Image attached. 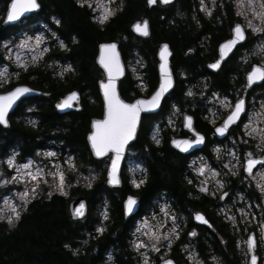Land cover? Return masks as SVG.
Segmentation results:
<instances>
[{
    "label": "trees",
    "instance_id": "16d2710c",
    "mask_svg": "<svg viewBox=\"0 0 264 264\" xmlns=\"http://www.w3.org/2000/svg\"><path fill=\"white\" fill-rule=\"evenodd\" d=\"M7 1L0 0V9L4 10ZM176 1L178 3L179 0ZM39 2V16L49 23L51 16L60 21L59 24L52 23V26L65 41L66 49L52 50L43 64L29 68L16 82L0 88L3 91L12 84L26 83L47 94L28 99L29 104L35 105L31 113L37 118L36 126L24 118L16 119V116L24 114V103H21L10 116V127L7 130L0 127V155L5 154L9 146L16 144L19 147V158H22L42 147L43 139L57 138L76 154L79 163H95L89 155L85 134L89 118L101 114V101L96 88L101 72L94 62L98 43L117 41L124 62L131 55V50L136 49L150 68L155 66L156 45L166 41L172 50L171 67L174 68L179 65L187 66L185 49L189 46V37L174 29L171 21L173 15L164 12L161 7L147 9L145 0H124L117 13L102 25L92 19L93 14L86 5L81 7L76 0ZM181 2L180 9L184 10L187 0ZM144 13L150 22L149 39L138 38L129 30L130 24ZM175 20L180 23L184 21ZM17 27L18 25L5 28L0 26V43ZM121 35L127 37L126 45L121 44ZM72 38L75 40L72 41ZM49 57L70 61L73 71L64 78L55 75L47 64ZM195 59L198 60L197 57ZM4 62L0 51V64ZM125 83L122 79L119 87L122 96ZM87 85L93 90L97 99L95 102L82 96L81 111L67 114L55 111L53 103L56 99L71 89L83 92ZM164 149L161 153L168 157L174 156L157 158L151 163L146 182L138 190L129 188L125 178L118 191L107 189L102 180L95 182L89 189L73 188L72 196L82 194L89 204L88 213L81 220L69 218L70 198L63 195H43L30 200L19 219L12 224L0 221V264H102L107 249L113 242L131 239L132 218L125 220L122 214V200L126 193L140 197L139 213L161 190L168 191L179 208L183 209L188 205L195 210L204 211V203L212 198L193 195L192 186L182 182L180 178L184 157L170 149ZM103 193L110 201L109 218L104 223V231L97 233L94 226L100 218L99 210L103 200L97 195L106 196Z\"/></svg>",
    "mask_w": 264,
    "mask_h": 264
},
{
    "label": "flooded vegetation",
    "instance_id": "af4514ba",
    "mask_svg": "<svg viewBox=\"0 0 264 264\" xmlns=\"http://www.w3.org/2000/svg\"><path fill=\"white\" fill-rule=\"evenodd\" d=\"M205 5L212 9L211 15H207L200 9V0H187L186 3V22L189 25L187 31L191 36L189 46L185 49L187 66L181 65L172 67L174 74V89L169 96L164 98L162 107L156 113H147L141 115L139 130L135 139L127 148L126 157L121 172L122 180L126 179L129 188L138 190L149 175L150 164L157 158L169 157L161 153L165 151L164 147L170 149L184 157L185 162L198 155H203L207 160L213 159L215 152L229 148H240L242 154L240 158V170H242L245 161V153L251 149L258 148L259 137L245 135L244 124L248 120V113H255L261 110L264 104V81L246 86V73L251 70L252 65H261L264 62V52H261L256 46L264 42V33H253L246 26L245 16L240 12H246L233 6L234 0H225L221 4L219 0H204ZM251 18V12L247 13ZM226 17H230L226 34L213 47L210 53H207L210 37L214 33L216 26L223 24ZM236 23L244 26L246 38L240 41L221 62V66L215 70H210L208 65L218 58V45L232 37V28ZM264 27V25H262ZM187 37H189L186 34ZM191 49L192 51H189ZM198 58V60L195 59ZM144 62V59H143ZM181 72L184 75H181ZM141 77L135 78L128 70L125 77L123 98L131 101L136 96L147 97L154 89L157 83L156 64L154 67H148L145 63L140 69ZM141 81L146 85L144 92L138 91L137 87ZM133 90L131 93L130 91ZM191 91L192 95H186ZM227 98L226 103L234 104L238 98L246 101V111L240 116L239 120L229 128L227 134L218 138L215 133V126L220 124L227 115L228 109L221 106L219 101ZM164 104V106H163ZM173 105L178 108L177 131L163 130L159 133L160 143L155 142L156 130L165 126V115L170 113ZM186 113L193 119L195 131L205 137L202 146L194 149L188 154H180L170 146V140L173 138L195 139L191 132L184 131L182 128V115ZM150 117V118H145ZM256 117H253L254 122ZM210 121H214L211 123ZM256 126H259L256 124ZM155 135V138H154ZM247 141V142H245ZM161 154V155H160ZM253 157H264V151L253 152ZM130 159L141 162L146 168L144 183L135 187L129 181L127 164ZM205 174L208 167L203 163ZM264 165H258L253 173ZM200 167V168H201ZM197 174H201L197 171ZM181 181L192 186L194 195L195 181L189 173L186 179L180 175ZM191 181V183H189ZM169 195L170 193L167 192ZM126 193L124 195L127 196ZM168 195V196H169ZM205 195V194H201ZM139 198L138 195H134ZM212 199L204 203V211L191 212L188 207L189 228H196L199 233L194 240L187 239L186 231L172 240L168 248L165 246L157 247L158 251H149L144 248H132L129 246L130 240L115 241L107 249V253L112 251L113 259L110 264H140L144 257L142 253H147L148 258L152 259L151 264H159L164 259H171L175 264H181L189 261V253L194 255L193 260H200L205 264H249L251 254L258 257L259 264L264 261V241L261 239V232L256 221L247 220L246 223L231 224L222 208L232 204L231 197H225L223 200L216 195H206ZM249 197L251 195H248ZM201 213L211 224V227L204 223H196L193 220L194 213ZM191 219V220H190ZM253 233L255 238V247L252 253L247 250L245 241ZM186 252V253H185ZM140 256V257H139Z\"/></svg>",
    "mask_w": 264,
    "mask_h": 264
},
{
    "label": "snow or ice",
    "instance_id": "6c2138e0",
    "mask_svg": "<svg viewBox=\"0 0 264 264\" xmlns=\"http://www.w3.org/2000/svg\"><path fill=\"white\" fill-rule=\"evenodd\" d=\"M76 2L81 7L87 5L90 9H92L93 12H97V9L99 8V4L96 7H93L92 0H76ZM147 2L149 5H153L157 2L160 4H168L170 3V0H147ZM102 3H106L109 6L100 10L99 15L93 16V19L101 24H103L109 19V17L115 14V10L110 6L111 0H102ZM236 4L238 8L247 9L246 12H240L241 15L245 16L246 26L250 28L253 33H264V27H262V25H264V0H236ZM39 7L40 5L37 3V0H11L6 13V19L8 21H14L21 15V13L32 9H37ZM200 9L207 15H211L212 9L205 5L204 0H200ZM248 12H251V18L248 17ZM53 19L56 24L60 23V21L56 20L55 17H53ZM134 30L139 32L141 35H148L146 23L143 25H134ZM53 35H55V33H53ZM245 38L246 33L244 26H242L240 23H236L232 28V37L219 45V57L214 62L210 63L208 67L213 70L219 68L221 66V61H223L229 52L232 51L233 47L238 42L245 40ZM31 40H33L32 37L22 39L19 45L16 47L17 49H35L37 54L32 55V61L35 63L38 59V56L42 55V52L40 51V45L42 41L40 36H36L32 44L29 43ZM3 43L7 52L9 53V56H5V59H9L12 55V49L7 47V41H4ZM60 46L61 48L65 47L63 41L60 42ZM167 47V45H164L160 51V79L156 89L152 92L151 96L147 98H137L129 103L122 100L117 94L116 90V77L121 74L119 58L115 52L116 45L114 43L100 45L101 55L99 57V63L102 65L107 74V80L100 82V88L104 97V114L102 119H95L92 121V131L88 135V141L90 142L91 148L97 157L104 156L106 153H111V164L108 170V183L110 184H118L120 182L116 175L118 163L120 157L124 153L125 145H127L128 142L136 135L137 124L141 120V113H151L158 106H160L161 99L164 97V94L173 87L172 76L168 70L166 62L165 53L167 52ZM256 48L261 52H264V42L259 43ZM106 49L108 50L107 54L105 53ZM47 50V48H44L43 52H46ZM189 51L192 50L189 49ZM14 59L18 67L25 69L27 68V64L21 59L20 55H16ZM70 69L71 65L63 66L59 75L63 76V73L65 71H69ZM16 75H18V73H10L6 65L0 66V84L9 83V77ZM245 79L246 86L252 85L256 81H264V62H262L261 65H252L251 70L246 73ZM141 85L143 86L142 81ZM32 91L33 89L27 86L18 85L12 88L11 91L0 93V125H8V119L6 118L8 110L12 108L13 104L16 103L17 100L23 97L26 93H30ZM186 95H192L191 91H188ZM77 100L78 93L76 91H72L59 103H57L56 107L58 109H65L73 106L79 107L78 103L73 105V102ZM226 100L227 98H224L219 101L222 107L228 109V113L223 118L222 122L215 126V133L219 135H224L226 131L229 130L230 125L236 123L237 119L240 117V114L246 111L245 99L238 98L234 104L226 103ZM173 107H175V105H173ZM253 117L257 118L255 122ZM210 122L214 123V121ZM29 123H32L33 126H35L34 121H29ZM256 124L259 126H256ZM183 126L193 133L195 139L173 138L171 140V144L174 147L178 148L180 151H187L188 148L198 145L204 141L205 137L199 132L195 131L191 116L185 115ZM244 128L245 135L252 136L254 139L259 137L258 146L264 145V104L261 105V110L259 112L248 113V120L245 122ZM155 142L159 144L160 140L155 138ZM55 155L56 153L53 152L45 153V156L47 157H54ZM229 155L231 156L233 154L229 153ZM244 155L245 161L243 170L250 175L253 173L254 166L257 164L264 165V157L253 158V155L250 152H246ZM15 157L16 153L13 152L12 155L8 156L4 161L9 169H13V172L10 177L0 179V186L12 183L22 185V190H14V194L24 206L28 204L30 196L35 198L37 189L40 187L41 183H49V177L52 178V186L57 188L61 194H66L64 192L66 173L64 170H62V166L58 161L50 160L49 163L51 164V168L46 170L40 166L33 167V165L36 164V161L33 159H28L23 163H18ZM64 164L73 171L75 170V164L71 157H68L64 161ZM224 166L231 167V165L227 163ZM197 171L202 174L204 167L202 166L201 168L197 169ZM210 171L211 175L215 177V170ZM232 174L235 175L236 173L233 172ZM259 176L260 183H258L256 186L261 190L262 193H264V169L260 171ZM215 182L221 187L223 186L222 181L216 180ZM132 183L135 187H139V185L143 184L144 181L133 180ZM189 183H191V181H189ZM200 191L207 192L208 189L206 186H204L200 188ZM227 195L228 193H222L220 195V199L223 200ZM49 196H51V191L49 192ZM4 203L9 209V214L7 217H5L3 210L0 209V220L6 218L7 222L12 224L13 218L19 219L20 213L17 209L20 207V205L13 203L9 197H4ZM135 204V197L129 196L124 202V214L128 215V213L133 210ZM84 207V203L80 202L79 205L73 208V215L76 217L83 216ZM166 207L167 206L162 207L161 212L164 213L165 216H168L167 211H165ZM220 211H224V209H221ZM239 211L242 214L244 213V209H239ZM103 215L104 218L107 219V214L104 213ZM194 218L211 227V224L203 214L197 212L195 213ZM227 219L233 220L234 218L228 216ZM163 227V223L153 226L147 221H144L140 226H138L137 231L139 232L141 229L145 230L143 234L148 238V243H145L141 240H135L133 247L137 249L144 248L147 250L150 245L153 251H158L159 249L157 248V243L161 241V238L166 240L170 246L172 241L169 238V231H159V229ZM261 229L264 231V224L261 225ZM96 231L97 233H100L104 231V229L102 227H97ZM171 234L178 235L175 227L171 229ZM195 234V230L188 233L189 236H194ZM245 243L247 245L248 252L252 253L255 247L254 236L250 234ZM65 247H67V245H65ZM142 255L144 254L142 253ZM189 259H192V253H189ZM143 264H148L147 256H144ZM162 264H174V262L170 259H164L162 260ZM196 264H201V262L197 260ZM250 264H257V257L254 254L250 257Z\"/></svg>",
    "mask_w": 264,
    "mask_h": 264
},
{
    "label": "rangeland",
    "instance_id": "374dc122",
    "mask_svg": "<svg viewBox=\"0 0 264 264\" xmlns=\"http://www.w3.org/2000/svg\"><path fill=\"white\" fill-rule=\"evenodd\" d=\"M223 1L225 0H219L220 4ZM92 4L93 7H96L99 4V8L97 9V12H93L92 9H90L86 5L91 10L93 16L99 15L100 10L109 6L106 3H102V0H92ZM123 4H124V0H111L110 6L115 10V14H116L117 10H119V8H121ZM180 6H182L181 0H179L178 3L177 1H175L170 5L164 6L163 9L164 12L174 16V18H171V21L177 33L181 34L182 32L187 34L189 36L188 40H190L192 35H190L187 32L189 30V25L186 22V16H187L186 8H184L183 10L180 9ZM233 6L235 8H238L236 4V0H234ZM240 9L242 11L245 10V8H240ZM3 13L4 10H2L1 8L0 18L3 15ZM114 15H112L111 17H113ZM53 17L55 16H51L49 23L46 22L41 16L36 15L32 19H29L31 20V23H28L29 20L20 23L16 29L10 31L8 36L1 41L0 48L5 62L1 63L0 66L6 65L10 73H18V75L10 76L9 83L0 84V88H3L11 83L16 82L20 77V75L26 72L29 68L40 66L41 64H43L52 50L66 49L65 41L62 40L61 37L57 36L58 33L55 31V29L52 26V23L56 24ZM111 17H109V19ZM55 19L58 20L57 17H55ZM175 19H181L184 21L183 23H180ZM108 20H106L104 23H106ZM229 20L230 17H226L223 24H220L215 27L214 33L210 37V44L207 53H210L213 50V47L216 46V43L222 37L225 36L227 26L229 24ZM94 21L97 24L102 25L96 20ZM53 33H55V35H53ZM36 36L41 37L42 43L40 45V51L42 52V55H39L37 61L33 63L32 55L37 54L36 50L35 49L30 50L29 48L17 49L16 46L19 45L22 39H27L28 37L33 38V40L29 41V43L32 44ZM121 36H122L121 44L126 45L125 42L127 40V37L125 35H121ZM73 40L75 39L72 38V41ZM4 41H7L8 42L7 47L12 49V55L9 59H5V56H9V53L7 52L4 46L3 43ZM61 41H63L65 45V47L63 48H61L60 46ZM44 48H47L48 50L46 52H43ZM16 55H20L21 59L25 61V63L27 64L26 69L20 68L16 65L14 59ZM144 63L145 61L143 62V59L139 54V52L136 49H132L131 55L128 56L125 65L127 67V70H129L135 78H138L141 77L140 69L143 68ZM47 64L54 71L55 75H58L62 78H64L66 74L73 71V66L68 60H61L58 58L49 57ZM65 65H71V69L69 71H65L63 73V76H61L59 75V73L61 72L63 66ZM181 66L185 67L183 65ZM98 70L101 72L99 68ZM181 75L183 76L184 73L181 72ZM100 78H103L102 73ZM120 83H119V87H120ZM146 88L147 87L144 83L143 86L141 85V83H139L137 87L138 91L141 92H144ZM130 92L132 93L133 90H131ZM81 93L82 96H85L87 99H89L90 102H95L97 100L93 93L92 88L89 85H87L86 88ZM22 108L24 114L20 116H16V119L19 120L20 118H24L27 122L34 121L36 126L37 118L33 113H31V111L35 108V105L29 104L26 101ZM177 117H178V108L173 107L171 112L165 115L164 120L166 125L161 126L159 130H156V138L159 137V133H161V131L163 130L168 129L171 131H177L178 130ZM42 144H43L42 147L36 148L33 151V153H31L30 155H25L22 158H19V147L16 144L9 146L6 149V153L0 155V179H5L11 176L13 169H9L4 161L8 156L12 155V153L15 152L16 153L15 159L18 163H23L28 159H33L36 161V164H34L33 167L40 166L47 170L51 168V164L49 163V161L56 160L61 164L62 170H64L66 173L65 184H64V192L66 194H61L57 188L53 187L52 178L49 177L48 184H44V183L40 184V187L37 189V194L35 198L43 195L49 196V192L51 191V195H63L64 197L71 199L74 196H76V195L72 196L73 188L77 187L79 190H83V189L91 188L95 182H98L100 180H102L103 183V173H104V169H106L108 158H105L100 161H96L95 163L91 162V164L85 162L79 163L76 154L72 153L70 151V148L64 145L63 141L57 138L43 139ZM261 149L262 151H264V145H259L258 148H255L254 150L249 149L247 152L250 153L260 152ZM47 152H53L56 153V155L54 157H47L45 156V153ZM229 153H232L233 155L230 156ZM241 154H242V149L233 147L215 152L212 160L211 159L207 160L203 155H198L184 163L183 168L180 170V174L183 176L184 179L188 177L189 173H191V175L194 177V181H195V188L193 187L195 191L194 195H201V194L216 195L217 198H220V195L222 193H228L226 197L229 196L231 197L232 204L222 208L224 209V211L222 212L224 213L226 218L228 216L234 218L233 220L228 219V221L231 224L246 223L247 220L250 219L251 221H256L257 226H259L260 223L264 224V193H262L261 190L257 188L256 185L260 183L259 173L262 169H264V166L258 169L255 173H252L251 175L244 174L243 171L240 170ZM68 157H71L75 164L74 171L64 164V161ZM203 163L206 165V167H208L207 172L205 174H203L204 172L202 174H197V169H199ZM226 163L230 164L231 167H225L224 165ZM210 170H215L216 172L215 177L211 175ZM127 172L129 175V181L131 183L133 180L136 181L144 180L146 176L145 175L146 168L141 164L140 161L135 159H130L128 161ZM233 172H235L236 174L233 175L232 174ZM216 180L222 181L223 186L221 187L220 185L216 184L215 182ZM204 186L207 187L208 189L207 192L200 191V188ZM22 188H23L22 185L16 183L5 184L3 186H0V209L3 210V214L5 217H7V215L9 214V209L4 203V197H9L13 203L20 205V207L17 209L20 215L26 209V206H24L22 202L19 201L14 194V190L19 191L22 190ZM167 192L168 191L166 190H161L158 193H156L155 196L150 200L149 204L142 210V212L138 215H135L132 218L131 239L129 243L130 247L134 248L133 244L135 240H141L144 241L145 243H148V238L143 234L145 230L141 229V231L139 232L137 231L138 226H140L144 221H147L150 225L153 226L159 223H163L164 227L159 229V231L160 232L169 231L170 233L169 238L171 239V241L177 239L181 234H182L181 237L184 236V232L188 227L189 216H190L188 213V205H186L183 209L179 208L177 202L173 200L172 197L168 196L169 194ZM103 195L106 194L103 193ZM248 195L251 196L249 197ZM97 196L99 198L102 197L103 200L99 210L100 218L95 223L94 226L95 231L97 227H102L104 229V223L107 219L104 218L103 214L106 213L107 218H109V207H110V201L107 195L102 196V194H98ZM32 199L34 198L30 196L29 201ZM164 206H167L165 208V211H167L168 216H165L164 213L161 212V208ZM239 209H244V213L242 214L239 211ZM189 210L191 212L199 211L193 208H190ZM16 220L17 219L13 218V222ZM0 221L7 222L6 218ZM173 227H175L178 235L171 234V229ZM193 230H195L196 234L194 236H189L188 233L192 232ZM198 233H199L198 229L189 228L186 231L187 239L190 240L196 239ZM159 246H165L164 248L169 247L167 241L164 240L163 238H161V241L157 243V247ZM147 250L152 251L150 245L147 248ZM143 254L144 255L141 254L143 257L147 256L148 258L147 253H143ZM193 256L194 255H192V257ZM111 259H113V253L112 251H109L107 253L106 261L103 264H110ZM196 261L197 259L193 260L192 258L191 260L187 262H183L181 264H196ZM151 262L152 259L148 258V264H151ZM200 262L201 264H205L202 261ZM140 264H143V260L141 261ZM261 264H264V261L263 263L261 262Z\"/></svg>",
    "mask_w": 264,
    "mask_h": 264
},
{
    "label": "water",
    "instance_id": "95a60500",
    "mask_svg": "<svg viewBox=\"0 0 264 264\" xmlns=\"http://www.w3.org/2000/svg\"><path fill=\"white\" fill-rule=\"evenodd\" d=\"M174 1H175V0H170V3H168V4H172ZM10 3H11V0H9V1L7 2V4H6V9H5V12H4V15H3V18H2V20H1V22H0L1 27H7V26L14 25V24H16L17 22H19L21 19H23L24 17L29 16L31 13H36V12H39V11H40V7L37 8V9L28 10V11H26V12L21 13V15H20L16 20H14V21H8V20L6 19V13H7V10H8V7H9ZM37 3L40 5V3L38 2V0H37ZM156 4H160V3L157 2V3H154L153 5H149L148 2H147V0H146V7H147V9H150L152 6H155ZM168 4H160V5H168ZM145 23L147 24V29H148V35H147V36H145V35H141L139 32H137V31L134 30V25H136V24H141V25H143V24H145ZM129 29H130V31H131L135 36H137V37H140V38H143V39H148V38H150V35H151V28H150V22H149V19H148V17L146 16V14H142L138 19L134 20V21L130 24ZM228 40H229V39H228ZM226 41H227V40L221 42L220 44H222V43H224V42H226ZM112 43H114V44L116 45L115 52H116V54L118 55L119 63H120V67H121V74L118 75V76L116 77V90H117V94L120 96V98H121L122 100H124L125 102H128V101H126V100L121 96L120 91H119V87H118L119 80L122 79V78L125 76V74H126L125 66H124V63H123V61H122V57H121V53H120V48H119V44H118V42H116V41H105V42L98 43V45H97V50H98V51H97V55H96V58H95V62H96V65L102 70V72H103V74H104V76H105L104 79L97 80V82H96L97 92H98V94H99V96H100V98H101L102 112H101V116H99V117L92 116V117L89 118V122H88V131H87V133L85 134V142H86V144H87V147H88V149H89V152H90L92 158H94V159L102 160L103 158H105L106 156H108V155L110 154L109 162H108V165H107L106 170H105V173H104L105 185H106V187H107L109 190H119V189L122 187L121 169H122V166H123V162H124V158H125V155H126L127 147H128V146L130 145V143L135 139V137H136V135H137V132H138V130H139L140 121H139L138 124H137L136 135L134 136V138H133L132 140H130V141L128 142L127 145H125L124 153H123V155L120 157V160H119V163H118V168H117V173H116L117 178H118L119 181H120L118 184H110V183H108V170H109V167H110V164H111V153H106L104 156L97 157V156L94 154V152H93V150H92V148H91L90 142L88 141V135H89V133L92 131V127H91L92 121L95 120V119H102V118H103V114H104V97H103V92H102V90H101V88H100V82H101V81H106V80H107V74H106L104 68L102 67V65L99 63V57H100V55H101L100 45H101V44H112ZM220 44H219V45H220ZM164 45H167V46H168V47H167V52L165 53V55H166V62H167L168 70H169V72L171 73V76H172L173 87L170 88V89L168 90V92H166V93L164 94V97H162V99H161L160 106H158V107H157L155 110H153L151 113H156V112H158V111L160 110V108L162 107V103H163L164 98H165L166 96H168V94H170V93L172 92V90L174 89V74H173V70H172L171 62H170V58H171V53H172V52H171V49H170V45H169L166 41H162V42H159V43L156 45V52H155V55H156V59H157L156 68H157L158 82H157L155 88L153 89V91H154V90L156 89V87L158 86L159 79H160V68H159V65H160V63H161V59H160V51H161V48H162ZM219 45H218V54H219ZM233 48H234V47H233ZM107 52H108V50L106 49V50H105V53L107 54ZM225 58H226V57H225ZM221 62H222V61H221ZM208 68H209V67H208ZM209 69H210V68H209ZM210 70H213V69H210ZM256 82H260V81H256ZM254 83H255V82H254ZM18 85H24V86H27V87L33 89V91L30 92V93H26L23 97H21L19 100H17L16 103L13 104L12 108H10V109L8 110L7 117H6V118L8 119V125H7V126L0 125V127L3 128V129H8V128L10 127V115L16 110V108L18 107L20 101H22L24 98H28V97L41 96V95H44V96H45V95H47L46 93H41V91H39V90H37V89H34L33 87H31V86H29V85H27V84H17V85H15V86H13L12 88H14V87H16V86H18ZM12 88H10L9 90H6V91H11ZM6 91H4V92H6ZM72 91H76V92L78 93V100H77V101H74V102H73V105H75L76 103H78V104H79V107L73 106V107H68V108H65V109H58V108L56 107L57 103H59L64 97H66V96H67L70 92H72ZM153 91H152V92H153ZM152 92L150 93L149 96H151ZM0 93H3V92H0ZM149 96H147V97H149ZM147 97L139 96V97L134 98L132 101H134V100L137 99V98H147ZM81 101H82V95H81V92H80L78 89H72V90L67 91L64 95L60 96L57 100H55L53 106H54L55 111H56L58 114H64V113H69V112H79V111H81V109H82V102H81ZM132 101H131V102H132ZM129 103H130V102H129ZM142 114H147V113H141V115H142ZM242 114H243V112L240 114V116H241ZM185 115L190 116V115H188V114H186V113L183 114V117H182V119H183V121H182V128H183V130H185V131L191 132V131H189V129H187V128H185V127L183 126ZM239 118H240V117H239ZM239 118L237 119V121L239 120ZM237 121H236V122H237ZM192 124H193V119H192ZM233 125H234V124H233ZM233 125H230V127L233 126ZM193 127H194V125H193ZM230 127H229V128H230ZM191 133H192V132H191ZM192 134H193V133H192ZM226 134H227V131H226V133H225L224 135H219V134H216V135H217L218 138H221V137L225 136ZM176 139H183V138H176ZM171 140H172V139H171ZM171 140H170V145L172 146V148H174L177 152H179V153H181V154H188V153H190L191 151H193L194 149L199 148V147L202 146V144H203V142H202V143H200V144H198V145H194L193 147L188 148L187 151H180L178 148L174 147V146L171 144ZM257 165H258V164H257ZM257 165H256V166H257ZM256 166H254V168H255ZM243 171H244V170H243ZM244 173L249 174V173H247V172H245V171H244ZM129 196H133V197H135V199H136V204L134 205L133 210H132L130 213H128V215H125V214H124V202H125V200H126ZM80 202H83L84 205H85L84 210H83V211H84V215H83V216L76 217V216L73 215V208H74L75 206L79 205ZM88 207H89V204H88L87 198H86L84 195L79 194V195L75 196L73 199H71V201H70L69 204H68L69 218H70L71 220H79V219L85 217L86 214H87V212H88ZM139 208H140V200H139L138 197H136V196H134V195H132V194H128L127 196H125L124 200L122 201V214H123L124 219H128V218H130L131 216L135 215V214L138 212ZM194 216H195V214H194ZM194 216H193V218H194ZM194 221H195V222H198V223H202V222L196 220L195 218H194ZM261 225H262V224H261ZM260 228H261V226H260ZM251 235H253V233H251ZM253 236H254V235H253ZM261 237H264V231H262V229H261ZM247 238H248V237H247ZM262 240L264 241V238H262ZM251 255H253V254H251ZM250 257H251V256H250ZM256 257H257V256H256ZM170 260H171V259H170ZM172 261H173V260H172ZM173 262H174V261H173ZM159 264H162V261H161ZM174 264H175V263H174ZM249 264H250V260H249ZM257 264H258V257H257Z\"/></svg>",
    "mask_w": 264,
    "mask_h": 264
},
{
    "label": "bare ground",
    "instance_id": "6f19581e",
    "mask_svg": "<svg viewBox=\"0 0 264 264\" xmlns=\"http://www.w3.org/2000/svg\"><path fill=\"white\" fill-rule=\"evenodd\" d=\"M97 51H98V50H97ZM97 51H96V52H97ZM120 53H121V52H120ZM96 55H97V53H96ZM121 57H122V55H121ZM95 58H96V56H95ZM122 61H123L124 66H125V71H128V70H127V67H126V65H125V62H124V60H123V58H122ZM94 62H95V60H94ZM95 64H96V62H95ZM101 73L103 74L102 71H101ZM104 77H105V76H104V74H103V78H99L98 80H100V79H104ZM196 201H197V200H196ZM185 253H186V252H185ZM139 257H140V256H139Z\"/></svg>",
    "mask_w": 264,
    "mask_h": 264
}]
</instances>
